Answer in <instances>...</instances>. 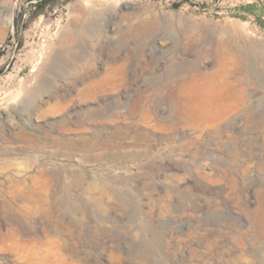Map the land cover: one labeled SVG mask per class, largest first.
I'll return each instance as SVG.
<instances>
[{
	"label": "rangeland",
	"instance_id": "374dc122",
	"mask_svg": "<svg viewBox=\"0 0 264 264\" xmlns=\"http://www.w3.org/2000/svg\"><path fill=\"white\" fill-rule=\"evenodd\" d=\"M0 7V264H264V0Z\"/></svg>",
	"mask_w": 264,
	"mask_h": 264
},
{
	"label": "bare ground",
	"instance_id": "6f19581e",
	"mask_svg": "<svg viewBox=\"0 0 264 264\" xmlns=\"http://www.w3.org/2000/svg\"><path fill=\"white\" fill-rule=\"evenodd\" d=\"M1 8V7H0ZM13 8H14V6L13 5H10L9 7H8V13L9 14H11V13H14L13 12ZM89 14L90 13H88V12H84L83 13V15L85 16V17H88L89 16ZM9 18V17H8ZM9 20H10V18H9ZM78 20V19H77ZM90 28V27H89ZM93 28V27H92ZM139 28V27H138ZM94 30V29H93ZM92 30V31H93ZM90 31V30H89ZM95 32V31H94ZM133 32V31H132ZM136 33V32H135ZM67 35V34H66ZM92 35V34H91ZM125 35V34H124ZM125 37V36H124ZM65 39V38H64ZM66 39H68L67 37H66ZM95 40H96V38H95ZM67 41V40H66ZM66 41H61L60 43H58V45L55 47V49H56V54H55V56H54V59L55 58H57V56H62V53H66L67 52V54L69 53H72V54H74V56H72V57H75L76 58V60H80V58H82V57H84V56H82L83 54H88L87 52H85V51H81V50H76V49H74V48H76V47H72V44H71V42H69V40L66 42ZM73 41H75V40H73ZM110 41V40H109ZM95 42V41H94ZM122 42V41H121ZM91 43V42H90ZM106 43V42H105ZM108 43H110V42H108ZM49 44V43H48ZM82 44V43H81ZM96 44V43H95ZM126 44V43H125ZM120 45V49H122V50H124V48L126 47V45L124 46L123 44H119ZM48 46V45H47ZM79 46H80V43H79ZM82 46V45H81ZM84 46V45H83ZM104 46V45H103ZM108 46V45H107ZM118 46V45H117ZM86 47V46H85ZM119 47V46H118ZM79 48V47H78ZM83 48V47H82ZM108 49V48H107ZM116 49V48H115ZM118 49V48H117ZM88 50V49H87ZM98 50V49H97ZM118 51V50H117ZM120 52H123V51H121V50H119ZM125 51H127V50H125ZM103 53V52H102ZM68 54V55H69ZM71 54V55H72ZM65 55V54H64ZM97 55V54H96ZM87 56V55H86ZM66 57V56H65ZM71 57V56H70ZM93 57V56H92ZM113 57V56H112ZM123 58V57H122ZM83 59V58H82ZM57 60H59V59H55V61H57ZM95 60V59H94ZM54 61V63H56ZM86 61V60H85ZM120 62H121V60H119ZM82 62V61H81ZM58 63V62H57ZM49 64H53V62L51 63H49ZM49 64H48V66H49ZM59 64V63H58ZM94 64V63H93ZM107 64V63H106ZM109 64V63H108ZM117 64V63H116ZM53 65H55V64H53ZM53 65H51V66H53ZM90 65V64H89ZM95 65V64H94ZM112 65V64H111ZM120 65V64H119ZM50 66V67H51ZM59 67V66H58ZM117 67V66H116ZM95 68V67H94ZM108 68V67H107ZM106 68V69H107ZM112 68V67H111ZM110 68V69H111ZM112 69H114V68H112ZM125 69V68H124ZM65 73V72H64ZM106 73V72H105ZM108 73L110 74L111 72L110 71H108ZM109 74H107L108 76H109ZM107 75H105V76H107ZM115 75V74H114ZM107 76V77H108ZM107 77H103V79L104 80H107L108 78ZM95 79V78H94ZM198 79V78H197ZM47 80V79H46ZM40 82V81H39ZM49 82V81H48ZM99 82V81H98ZM100 82H102V81H100ZM105 82V81H104ZM104 82H102V83H104ZM93 84V83H92ZM91 84V85H92ZM117 84H118V82H117ZM41 86V85H40ZM94 86V85H93ZM96 86V85H95ZM94 86V87H95ZM101 87H103V86H101ZM100 88V87H99ZM104 88V87H103ZM45 89V88H44ZM89 89V88H88ZM92 89V88H91ZM90 89V90H91ZM101 89V88H100ZM105 89V88H104ZM109 89V88H108ZM36 91L37 92V90H41L40 88H39V84H38V87H36V88H34L33 89V91ZM95 90H97L96 88H95ZM95 90H92L93 92L95 91ZM31 92V91H30ZM32 93V92H31ZM93 97H95V96H93ZM220 102V101H219ZM92 188V187H91ZM92 190H94L93 188H92ZM93 192V191H92ZM92 199H94V200H96V198H94V196L92 197ZM95 202V201H94ZM97 204V203H96Z\"/></svg>",
	"mask_w": 264,
	"mask_h": 264
}]
</instances>
